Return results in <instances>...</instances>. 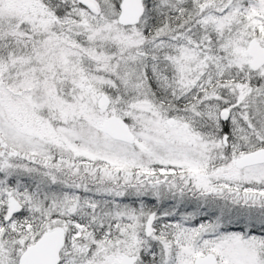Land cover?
<instances>
[{
	"label": "snow or ice",
	"instance_id": "obj_1",
	"mask_svg": "<svg viewBox=\"0 0 264 264\" xmlns=\"http://www.w3.org/2000/svg\"><path fill=\"white\" fill-rule=\"evenodd\" d=\"M0 264H264V0H0Z\"/></svg>",
	"mask_w": 264,
	"mask_h": 264
}]
</instances>
